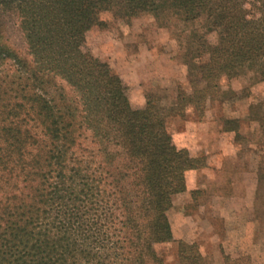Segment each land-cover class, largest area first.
Masks as SVG:
<instances>
[{
	"label": "trees",
	"instance_id": "trees-1",
	"mask_svg": "<svg viewBox=\"0 0 264 264\" xmlns=\"http://www.w3.org/2000/svg\"><path fill=\"white\" fill-rule=\"evenodd\" d=\"M0 4L16 5L30 58L0 44V264H165L156 246L174 242L172 198L206 159L174 145L167 115L153 102L132 106L121 79L85 49V35L106 27L102 12L150 16L160 26L203 18L217 42L192 32L185 44L204 85L178 98L200 113L222 77L255 68L264 86V0ZM252 117L264 147V95ZM224 127L241 137L238 122ZM223 257L224 264H250ZM176 264L210 262L182 239Z\"/></svg>",
	"mask_w": 264,
	"mask_h": 264
},
{
	"label": "rangeland",
	"instance_id": "rangeland-1",
	"mask_svg": "<svg viewBox=\"0 0 264 264\" xmlns=\"http://www.w3.org/2000/svg\"><path fill=\"white\" fill-rule=\"evenodd\" d=\"M247 2L253 4L255 0ZM245 8L254 13L252 6ZM100 19L107 25L86 33L85 49L121 79L133 107H144L150 100L162 116L167 115L166 128L178 149L184 144L194 155L199 130L208 132L202 139L214 144L219 136L217 131H224L226 120L238 122L243 134L239 137L227 132L238 150L221 152L220 190L201 189L204 177L186 174V191L193 189L192 200L186 202L185 192L173 196L167 216L174 242L156 246L158 255L165 264H176V243L183 239L196 243L210 264H224L223 256L231 259L245 256L250 264H264V147L260 144L258 125L251 121L263 98L264 86L256 69L246 67L236 78H220L211 99L200 103L203 107L199 113L189 105L182 107L178 98L204 85L188 61L185 44V37L192 32L201 35L208 44L217 42L215 32H205L203 18L184 25L168 21L164 26L150 16L118 19L102 12ZM0 44L16 57L30 59L16 5L0 4ZM204 148L202 157L209 163L215 153ZM225 159L237 163L232 166ZM241 163L259 167L253 189L240 180Z\"/></svg>",
	"mask_w": 264,
	"mask_h": 264
},
{
	"label": "crops",
	"instance_id": "crops-1",
	"mask_svg": "<svg viewBox=\"0 0 264 264\" xmlns=\"http://www.w3.org/2000/svg\"><path fill=\"white\" fill-rule=\"evenodd\" d=\"M186 132V131H185ZM206 133L208 134V132H206L205 130L201 131L199 130V132H197V141L198 144L196 146H198L197 151H194V155L191 154L189 152V147L186 145H182L181 149H185L187 150L191 156H195V157H201L203 154V150L205 149L204 147H207L208 149L211 148L212 149V153L214 154L213 158L211 159V161L209 163L206 164L205 167L198 169V170H191L189 171L187 174L190 176L192 174H194L195 176H203L204 177V184L201 185V189H206L208 191H213L214 190H220V177H219V173H221L220 170V166L222 165V161H223V156L221 155V152L224 150H231V149H236L238 150V146L231 141V139H228V134L227 132H220L217 131V135L218 139L216 140V142L214 144L211 143H207L205 140L202 139L203 136H206ZM238 133L242 136V132L241 130H238ZM225 136V138L223 139L222 136ZM243 137V136H242ZM226 139V140H225ZM223 140V141H221ZM198 153V154H197ZM237 157V156H236ZM232 160H226L225 162H229L231 163L230 165H232ZM235 160V158H234ZM247 163L248 160H246ZM237 162H234L232 166H235L234 164H236ZM258 165V162H257ZM240 166L242 167V169H238L239 173L236 172L235 174L238 173L240 180L242 181V184L244 185L243 181L245 180L248 184H250V189H253V184L257 183V179H258V174H259V167L257 168H253L254 165L250 166H244L243 163L240 164ZM223 172V171H222ZM229 175V174H228ZM231 176V175H230ZM231 180V178H229ZM227 185H229L228 181H227ZM193 189H190L188 191H185V193L187 194L186 196V202L192 200V194L191 192ZM255 191V190H253ZM254 193V192H253ZM188 197V199H187Z\"/></svg>",
	"mask_w": 264,
	"mask_h": 264
}]
</instances>
